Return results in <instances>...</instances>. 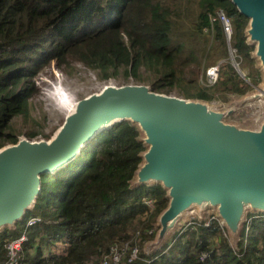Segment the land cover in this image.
<instances>
[{"label": "trees", "instance_id": "16d2710c", "mask_svg": "<svg viewBox=\"0 0 264 264\" xmlns=\"http://www.w3.org/2000/svg\"><path fill=\"white\" fill-rule=\"evenodd\" d=\"M219 11L232 22L231 46L249 81L227 60ZM249 25L232 0H0V149L19 141L13 121L28 123L37 77L53 61L66 72L80 62L103 79L121 73L126 81L147 80L159 93L185 85L187 99L226 103L246 96L262 78ZM222 59L210 86L187 77L196 74L193 65ZM144 138L138 123L116 122L66 166L42 175L33 208L0 230V264L7 260L6 244L23 233L18 264H102L114 249L125 256L121 264H264V213L248 216L237 249L218 219L209 225L200 219L147 252L171 198L161 183L137 182L148 150ZM31 218L38 220L28 226ZM133 248L138 257L129 261Z\"/></svg>", "mask_w": 264, "mask_h": 264}, {"label": "water", "instance_id": "95a60500", "mask_svg": "<svg viewBox=\"0 0 264 264\" xmlns=\"http://www.w3.org/2000/svg\"><path fill=\"white\" fill-rule=\"evenodd\" d=\"M232 2L250 18L247 33L264 71V0ZM258 91L252 97L264 98V88ZM234 110L217 111L208 102L155 92L148 85L105 86L81 99L53 138L22 137L0 149V230L33 208L42 175L66 166L103 130L131 120L148 145L136 173L138 184L161 183L171 198L147 252L161 247L195 205L216 207L224 227L240 239L246 210L264 213V118L238 126L226 121Z\"/></svg>", "mask_w": 264, "mask_h": 264}, {"label": "rangeland", "instance_id": "374dc122", "mask_svg": "<svg viewBox=\"0 0 264 264\" xmlns=\"http://www.w3.org/2000/svg\"><path fill=\"white\" fill-rule=\"evenodd\" d=\"M225 35L228 45L227 60L236 67L237 71L240 70L239 72L243 78L249 81V79L245 77L246 74L241 69V58L231 46L230 36L226 32ZM214 52L215 51L213 49L211 50L210 54L212 55ZM223 61H226V59H222L220 61L216 60L214 63L208 61V63L210 64L206 65L204 62V64L201 66L193 65V69L196 71V74L191 76L190 72H187V77L196 79L200 86H210L211 84L208 83L207 78L208 68L218 63L222 64ZM261 76L262 78L260 80V83L256 87H254V90H252L246 96L232 97V100L226 103L222 102L219 99H216L212 103L208 102L210 104V107L221 112H227L230 108L236 109L235 112L231 114V116L226 118V121L238 126H240V124H242L243 126H251V122L253 121V119L261 120L262 118H264V98L261 97L259 99L252 97V94H256L257 92H259L258 88H264L263 70ZM143 77H145V79L149 77L145 71L143 72ZM37 83L40 87V90L38 95L30 99L31 111L30 118H28V123L25 122L22 117H17L13 121V125L18 138L24 137L30 140H49L53 138L64 123L65 118L69 113L68 111L70 110L69 109L67 111V108L63 109L62 107V97L64 95V92H66L68 94V97H70L71 100L74 101V104H76L81 99L91 94L100 92L107 85L123 86L128 84H138L148 85L151 87L150 82H148L147 80L144 82H137L136 80L133 81L130 78L128 81H126L121 73L117 78H100L95 70L86 67L80 62L74 63L73 68L69 69V71L66 72L59 69L55 61H53L50 66L44 68V70L39 74V76L37 77ZM185 87V85H179L178 87H175V89L171 91L170 95L183 97V91H186ZM240 101L242 105L240 104ZM33 130L38 131V135L35 138L31 139L29 138L28 133ZM252 211L253 210H250V208L246 210L245 219L252 213ZM217 214L218 211L216 207H213L211 205H195V207H193L191 210L186 211L182 214L179 223L177 221L175 225H173L171 230L166 234L164 240L162 241V244H167L171 241L172 234L176 231L177 227L182 225L188 226L195 220H203L205 221L204 223H208L211 219H217ZM175 226L176 228H174ZM226 235L229 237L231 244L237 249L239 235H235L229 230H227ZM159 246L160 245H156L152 248H158ZM121 248H128V244L122 245ZM113 253L114 255H116V257H119V263L121 264L125 256L120 252L117 253L115 250H113ZM137 253L139 252L137 251ZM130 256L131 257L129 258V261H133L136 259V257L133 258L131 254ZM111 261L115 262V256L113 258H110L108 262H102V264H109Z\"/></svg>", "mask_w": 264, "mask_h": 264}, {"label": "built area", "instance_id": "2783aa9c", "mask_svg": "<svg viewBox=\"0 0 264 264\" xmlns=\"http://www.w3.org/2000/svg\"><path fill=\"white\" fill-rule=\"evenodd\" d=\"M218 18L222 21L223 26H224V30L225 32L230 36L233 33V27H232V22L230 20V18H228L226 16V14L223 11H219L218 12ZM215 19V18H214ZM231 40V39H230ZM219 72H220V64L217 65H213L210 66L207 70V78H208V82L210 84H213L215 82H217L218 78H219ZM148 204L151 207H154V204L151 200H148ZM38 218H31L28 220L27 225H32L35 222H37ZM27 240V235L26 233H23L20 237H17L11 241H9L6 244V249H7V260L3 263V264H18L19 263V258H20V253L22 251V246L23 243ZM117 253L120 252L121 254H123L121 251H119L118 249H114ZM138 249L137 248H133L131 255L133 258H137L138 257V253H137ZM115 256V262L111 261L114 264H120L119 263V257H116V255H114V253H112L110 258H113ZM110 258H106L104 262H108V260ZM111 262L109 264H111Z\"/></svg>", "mask_w": 264, "mask_h": 264}, {"label": "bare ground", "instance_id": "6f19581e", "mask_svg": "<svg viewBox=\"0 0 264 264\" xmlns=\"http://www.w3.org/2000/svg\"><path fill=\"white\" fill-rule=\"evenodd\" d=\"M48 94V93H47ZM78 103H79V101L76 103V104H74V101H72L71 100V98L70 97H68V94L66 93V92H64V95H63V97H62V107H63V109L64 108H67V111L69 112L68 113V115L70 114V113H73L75 110H76V108H77V106H78ZM73 104H74V106H73ZM73 106V107H72ZM66 111V112H67Z\"/></svg>", "mask_w": 264, "mask_h": 264}, {"label": "clouds", "instance_id": "9594fccd", "mask_svg": "<svg viewBox=\"0 0 264 264\" xmlns=\"http://www.w3.org/2000/svg\"><path fill=\"white\" fill-rule=\"evenodd\" d=\"M235 51V50H234ZM236 52V51H235ZM218 64H220V63H218ZM217 65V64H216ZM213 66V65H212ZM256 87V86H255ZM217 219L221 222V225L224 227V225L222 224V221H221V219L218 217V215H217ZM250 220V219H249ZM211 221H212V219L207 223L208 225L211 223ZM249 222V221H248Z\"/></svg>", "mask_w": 264, "mask_h": 264}]
</instances>
